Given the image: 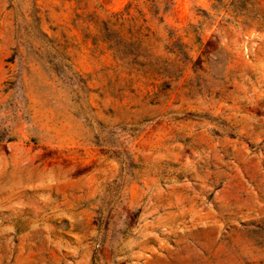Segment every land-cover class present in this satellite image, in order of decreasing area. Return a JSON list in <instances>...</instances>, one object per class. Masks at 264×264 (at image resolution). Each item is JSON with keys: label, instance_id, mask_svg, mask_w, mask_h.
I'll return each instance as SVG.
<instances>
[{"label": "rangeland", "instance_id": "1", "mask_svg": "<svg viewBox=\"0 0 264 264\" xmlns=\"http://www.w3.org/2000/svg\"><path fill=\"white\" fill-rule=\"evenodd\" d=\"M0 264H264V0H0Z\"/></svg>", "mask_w": 264, "mask_h": 264}]
</instances>
